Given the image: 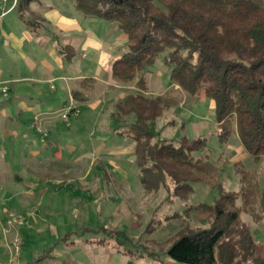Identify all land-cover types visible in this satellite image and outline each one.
Returning <instances> with one entry per match:
<instances>
[{"label": "trees", "instance_id": "1", "mask_svg": "<svg viewBox=\"0 0 264 264\" xmlns=\"http://www.w3.org/2000/svg\"><path fill=\"white\" fill-rule=\"evenodd\" d=\"M66 1L84 16L116 25L127 38L126 49L111 64L109 75L113 84L134 85L139 91L117 101L112 116L116 130H122L119 135L133 141L142 190L171 192V184L173 198L175 193H188L196 183L213 184L208 176L217 171L206 150V138L189 141L181 137L177 144L157 138L152 127L170 110L164 97L172 92L210 99L219 146H226L234 132L255 165L264 161V0ZM29 2L17 0L21 16ZM164 51L172 86L164 94L145 96L144 70ZM199 151V157H194ZM236 173L239 191L225 192L214 184L218 198L212 205H201L211 214V223L180 228L167 242L163 261L155 255V240L138 246L113 230L104 231L106 237L110 239L115 232L112 239L118 246H132L136 253L129 254L148 264H264V244L241 219L243 214L253 224L264 221V189L258 187L254 170L240 168ZM259 197L255 211L252 204ZM119 238L124 239L122 243Z\"/></svg>", "mask_w": 264, "mask_h": 264}, {"label": "rangeland", "instance_id": "2", "mask_svg": "<svg viewBox=\"0 0 264 264\" xmlns=\"http://www.w3.org/2000/svg\"><path fill=\"white\" fill-rule=\"evenodd\" d=\"M45 1L62 3L61 9L65 10L74 7L66 0ZM54 29L61 32L60 28ZM126 41L116 40L120 51ZM166 54L165 51L159 54L144 70L145 96L171 88L170 68L163 62ZM114 85L121 89L111 86V90L120 91L123 97L139 91L134 85ZM101 90L95 89V94ZM110 93L86 103L80 101L75 109L77 114L66 106L56 115L48 137L37 122L33 123L35 129L29 132L39 155L28 161V168H34V176L28 178L31 181L26 178L23 183L17 181L15 186L17 190L26 188L24 191L31 194L32 200L26 207L0 211V264H148L129 254L135 252L132 246H118L112 239L115 232L110 233V239L106 237L104 231L112 230L138 246L155 240L156 246H152L157 247L155 255L163 261L167 242L175 238L180 228L211 223V214L201 205H212L218 198L215 186L220 184L225 192L239 191L236 171L240 168L254 170L258 187L264 189V161L255 165L236 133L231 134L226 146H219L213 102L203 94L193 98L172 92L164 97L171 105L170 110L152 127L157 138L175 144L181 137L189 141L206 138V150L217 171L208 176L213 184L196 183L188 193H175L173 198L171 184L168 185L171 192H145L140 187L133 141L126 135L120 136L122 130H116L112 115L116 112L117 94ZM63 115L69 118L65 120ZM200 153L193 156L199 157ZM259 202L260 197L252 204L255 211ZM170 217L177 219L172 221ZM241 219L256 231L257 241L264 244V221L253 224L243 214ZM123 238L118 242L122 243ZM104 239L108 242L105 245L92 243Z\"/></svg>", "mask_w": 264, "mask_h": 264}, {"label": "crops", "instance_id": "3", "mask_svg": "<svg viewBox=\"0 0 264 264\" xmlns=\"http://www.w3.org/2000/svg\"><path fill=\"white\" fill-rule=\"evenodd\" d=\"M43 1L31 0L21 16L17 0H0V211L3 212L26 207L32 200L31 194L24 191L26 188L17 190L15 186L34 176V168H28V161L39 155L30 136L34 122L48 137L56 115L66 106L77 109L80 101L86 103L109 92L117 94L116 102L123 98V93L111 90V86L121 88L111 83L109 74L117 55L126 49L125 46L120 51L116 40L125 41L126 36L121 35L116 25L84 16L74 7L65 10L61 9L62 3ZM54 28H60L61 32ZM61 50L71 58L66 59ZM95 89L102 90L95 94ZM167 91L158 89L155 95ZM81 138L91 144L86 137Z\"/></svg>", "mask_w": 264, "mask_h": 264}, {"label": "built area", "instance_id": "4", "mask_svg": "<svg viewBox=\"0 0 264 264\" xmlns=\"http://www.w3.org/2000/svg\"><path fill=\"white\" fill-rule=\"evenodd\" d=\"M74 114H77V111H75ZM63 118H64V119H67V117L64 116V115H63ZM44 135H45V134H44Z\"/></svg>", "mask_w": 264, "mask_h": 264}]
</instances>
